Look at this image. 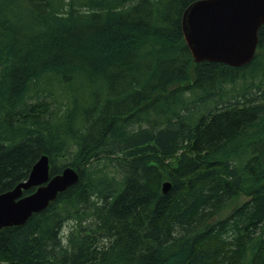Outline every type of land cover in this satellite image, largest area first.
I'll list each match as a JSON object with an SVG mask.
<instances>
[{"label": "trees", "instance_id": "trees-1", "mask_svg": "<svg viewBox=\"0 0 264 264\" xmlns=\"http://www.w3.org/2000/svg\"><path fill=\"white\" fill-rule=\"evenodd\" d=\"M195 1L0 0V194L40 156L78 175L0 264H264V28L246 65L194 64Z\"/></svg>", "mask_w": 264, "mask_h": 264}, {"label": "water", "instance_id": "water-1", "mask_svg": "<svg viewBox=\"0 0 264 264\" xmlns=\"http://www.w3.org/2000/svg\"><path fill=\"white\" fill-rule=\"evenodd\" d=\"M260 27L264 28V0H198L180 16L182 40L194 64L246 65L254 56ZM77 180L69 167L49 177L47 157L40 156L24 181L0 194V229L23 225ZM30 188L34 190L22 196ZM168 188L163 182L161 193Z\"/></svg>", "mask_w": 264, "mask_h": 264}, {"label": "rangeland", "instance_id": "rangeland-1", "mask_svg": "<svg viewBox=\"0 0 264 264\" xmlns=\"http://www.w3.org/2000/svg\"><path fill=\"white\" fill-rule=\"evenodd\" d=\"M255 83H256V81H255ZM239 85H240V83H238L236 86H239ZM54 92L51 96L45 97L44 98L45 100H43V98H42V101L45 103H51V104H53V106H51V108L55 107V109L62 111L63 110L62 106H64L65 103L68 102L66 99V96L64 95V93H61L60 91H58L56 93H54ZM255 92H256V90H252L251 93H255ZM32 101L33 100H31V102ZM243 201H244V199L242 197L238 198L237 200L231 201V203L228 205V208L226 209L225 212L226 213L229 212L233 207L239 205ZM71 226H73L72 222H66L63 224L61 234H60L61 238H62V242L64 241L65 236L68 234V231L71 229Z\"/></svg>", "mask_w": 264, "mask_h": 264}]
</instances>
